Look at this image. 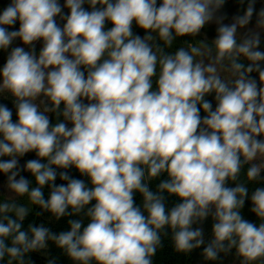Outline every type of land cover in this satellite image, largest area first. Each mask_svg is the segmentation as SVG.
<instances>
[{
    "label": "clouds",
    "instance_id": "9594fccd",
    "mask_svg": "<svg viewBox=\"0 0 264 264\" xmlns=\"http://www.w3.org/2000/svg\"><path fill=\"white\" fill-rule=\"evenodd\" d=\"M224 3L10 0L0 10V98L16 116L0 103V264H31L26 256L50 241L73 264H153L169 230L177 252L203 246L205 261L264 264V186L248 187L264 185V7L239 0L225 23ZM210 23V44L185 40L170 51ZM171 196L179 202L168 207ZM246 201L258 223L242 215ZM30 206L81 218L59 233L25 229ZM209 217L206 241L193 226Z\"/></svg>",
    "mask_w": 264,
    "mask_h": 264
},
{
    "label": "trees",
    "instance_id": "16d2710c",
    "mask_svg": "<svg viewBox=\"0 0 264 264\" xmlns=\"http://www.w3.org/2000/svg\"><path fill=\"white\" fill-rule=\"evenodd\" d=\"M10 2V0H0V10H3L5 6ZM86 9L89 8L87 4L84 5ZM260 7H264V0H257L256 8L257 10ZM90 10V9H89ZM239 11H241V5L239 3V0H225L224 6L218 13V15L227 16L228 18H231L233 15L237 14ZM111 24H106V28H110ZM19 23L9 30H18ZM133 33L143 36L144 30L139 29L135 23L133 24ZM210 34V35H216L213 30H211V27L208 25L205 26L204 29H202V34L198 37H184V38H178L176 42H174L173 48L170 49V51H174L175 48L181 46V44L185 41H192V42H200L203 41V34ZM13 46H17V41L13 43ZM6 55L7 53L0 51V67L3 66V64L6 61ZM252 76L254 78H258L257 73H253ZM207 100H209L212 105L213 109L215 108V99L214 94L209 95L206 97ZM0 103H6L8 106L13 110V119H16L15 116V108L14 105L11 103V100H5L3 98H0ZM201 117L205 115V113L201 110ZM50 119L52 123H55V116L50 114ZM35 153H28L23 158L20 159V164L23 165L27 160L29 159H36ZM63 171V170H58ZM69 173L78 179L85 180L86 183H88V178L81 176L80 173L76 169H69ZM22 175L25 176V178L32 181L33 186H35L34 178L31 176V173L28 172H22ZM6 177L0 173V180H4ZM166 176H162L160 179H165ZM159 180H154L151 182V188L153 191L156 189V185L159 183ZM57 184L66 183L64 181H61L59 179V176L56 180ZM229 186H233L229 184ZM258 186H264V185H255L250 184L248 185L250 192L255 189V187ZM48 195V189L45 188V198H47ZM167 195V194H165ZM142 196L139 193L134 194V202L136 206H142ZM20 203H27L26 199H21L19 201ZM178 199L174 196L168 197L166 200L167 206L172 207L175 203H178ZM94 203V202H93ZM31 211L29 215L26 217L24 221V228L26 229L28 224L32 223L36 226H39L41 223H43L46 227H48L52 232L59 233L61 231H66L69 229V225L67 221L69 219H80L79 216H73V217H62L59 220H57L55 217H53L50 213L44 212L42 209H40L38 206H30ZM251 207L250 201H246L245 208L242 210V215L245 219L250 220L251 222H256L257 218L254 216V214L250 213L249 208ZM87 220L84 221L85 225L87 224ZM212 219L209 217L207 220L203 222V224L194 225L193 227H202L205 235L206 241L211 238V227H212ZM203 246L200 249H195L191 253H181L177 252L174 248V244L172 242L171 238V232L170 230L167 231L166 234L161 235V246L157 249V252L155 256L152 258L153 264H239L238 259L234 255H228L224 256L221 254V257L218 261L212 262V261H205L204 257L202 255ZM26 259H29L31 261V264H48L49 260H52L55 262V264H73V262L68 258L64 253L63 250L59 249L54 243L51 241L48 244V248L45 250H40L38 252L29 253L26 256Z\"/></svg>",
    "mask_w": 264,
    "mask_h": 264
},
{
    "label": "rangeland",
    "instance_id": "374dc122",
    "mask_svg": "<svg viewBox=\"0 0 264 264\" xmlns=\"http://www.w3.org/2000/svg\"><path fill=\"white\" fill-rule=\"evenodd\" d=\"M61 5H63L64 0H60ZM63 11L65 13L68 12V9L64 8ZM231 18H228L227 20H225V23L230 22ZM57 22L62 26L63 25V21H60L59 18H57ZM209 26L211 27V30H213V32L216 33L215 29H216V24L215 23H210ZM203 40L205 43H211V41L215 38V35H210V34H203L202 35ZM17 46H21V47H25L26 50H29L27 46L23 45L21 41L17 40ZM42 47V41H37L35 42V49L37 52H39L40 48ZM262 50H264V44H262ZM258 79V78H257ZM6 182V178L4 180H0V196H3L6 194V189L4 191L3 189V185Z\"/></svg>",
    "mask_w": 264,
    "mask_h": 264
}]
</instances>
